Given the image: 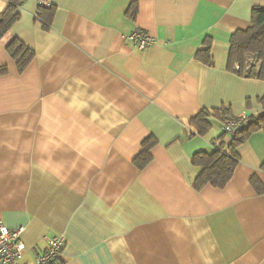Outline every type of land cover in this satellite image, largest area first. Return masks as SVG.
<instances>
[{"label": "crops", "instance_id": "crops-1", "mask_svg": "<svg viewBox=\"0 0 264 264\" xmlns=\"http://www.w3.org/2000/svg\"><path fill=\"white\" fill-rule=\"evenodd\" d=\"M50 2L48 29L25 0L5 40L35 51L23 72L0 43V222L24 228L23 263L60 234L54 264H264V131L237 145L225 186L197 188L193 163L230 144L227 117L264 112V78L229 67L232 34L264 0ZM138 29L155 39L143 50L127 38ZM207 46L212 64L197 57ZM205 109L220 114L201 136Z\"/></svg>", "mask_w": 264, "mask_h": 264}, {"label": "trees", "instance_id": "trees-1", "mask_svg": "<svg viewBox=\"0 0 264 264\" xmlns=\"http://www.w3.org/2000/svg\"><path fill=\"white\" fill-rule=\"evenodd\" d=\"M24 1L7 0V7L0 10V43H5L11 34L13 25L20 20V9ZM53 16V5L50 8L39 7L37 11V18L43 23L45 29L51 26ZM230 43V69L242 76L264 78V7L258 5L253 7L251 27L246 30H238L232 34ZM5 48L16 61L19 72H23L35 58V51L17 36H12L5 43ZM197 57L207 64L213 63L210 46L199 50ZM257 60L261 61L259 69L256 68L255 64ZM236 64L239 65L238 69L235 68ZM6 71L5 67L0 68V74ZM262 103L264 104V96ZM218 114H220L218 111L205 109L192 118L191 124L195 128V133L201 136L205 135L212 127L210 117ZM229 118L235 117H227L226 119ZM245 118L247 125L238 136L230 141V144L225 145L221 140L219 148L214 147L211 151H199L194 154L193 163L200 167V173L194 182L197 188L209 183L214 186H225L230 181L240 161V157L235 151L237 145L246 140L251 133L259 130L264 131V112L259 116ZM155 144L156 141L153 137H149L143 142L142 151L135 159L139 168L145 167L151 161V149ZM252 183L258 192L264 191V185L257 179H253Z\"/></svg>", "mask_w": 264, "mask_h": 264}, {"label": "built area", "instance_id": "built-area-1", "mask_svg": "<svg viewBox=\"0 0 264 264\" xmlns=\"http://www.w3.org/2000/svg\"><path fill=\"white\" fill-rule=\"evenodd\" d=\"M39 7L50 8L52 4L50 0H38ZM127 38L138 49H145L153 44L155 39L147 31L138 29L130 33ZM235 68L238 69L239 65L236 64ZM247 125L245 117H235L226 119L221 129L223 133L228 135L231 140L241 133V130ZM221 142L219 140L213 143L215 148H219ZM24 228L10 229L4 223L0 222V264H24L23 255L26 246L22 240V233ZM65 238L56 234L48 238V247L46 251L41 254L35 264H54L60 256L61 250L64 246Z\"/></svg>", "mask_w": 264, "mask_h": 264}, {"label": "rangeland", "instance_id": "rangeland-1", "mask_svg": "<svg viewBox=\"0 0 264 264\" xmlns=\"http://www.w3.org/2000/svg\"><path fill=\"white\" fill-rule=\"evenodd\" d=\"M214 122V125H213V127H218V122H215V121H213Z\"/></svg>", "mask_w": 264, "mask_h": 264}]
</instances>
